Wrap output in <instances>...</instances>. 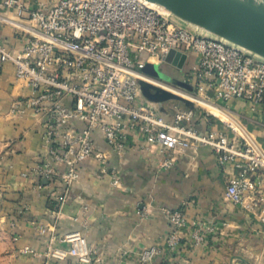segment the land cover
<instances>
[{"label": "built area", "instance_id": "built-area-1", "mask_svg": "<svg viewBox=\"0 0 264 264\" xmlns=\"http://www.w3.org/2000/svg\"><path fill=\"white\" fill-rule=\"evenodd\" d=\"M29 3L0 0V21L14 10L16 25L25 33L17 52L0 38V69L12 62L16 78L32 91L11 112L29 111L43 127L45 149L30 174L38 185L43 179L59 181L60 207L79 182L80 166L85 162L96 163L111 177L113 186L119 185V170L109 167L111 152L123 155L131 146L139 150L156 146L167 155L163 167H170L177 154L192 147L211 148L221 162L239 168V175L228 182L227 199L236 206L250 207V176L264 167L260 147L247 135L197 129L194 109L177 104L162 107L143 93L142 83L180 91L196 107L225 111L228 102L236 99L255 109L264 102L263 58L224 38H211L204 29L147 0H57L35 7ZM171 51L186 56L182 68L164 60ZM148 62L173 66L177 76L165 73L192 89L144 73L141 67ZM97 136L109 150L98 147ZM166 214L171 225L166 249L171 254L180 250L186 235L197 247L215 231L214 226L189 221L180 209ZM12 226H16L14 221ZM56 239L52 236L47 258L74 256L80 264L91 263L82 232L72 231L60 239L68 247L54 245ZM22 252L39 254L27 246ZM162 254V248L151 246L140 252L139 259L146 263Z\"/></svg>", "mask_w": 264, "mask_h": 264}, {"label": "crops", "instance_id": "crops-1", "mask_svg": "<svg viewBox=\"0 0 264 264\" xmlns=\"http://www.w3.org/2000/svg\"><path fill=\"white\" fill-rule=\"evenodd\" d=\"M56 1L30 0L29 4ZM17 19L11 10L0 21V38L16 52L25 36ZM163 67L172 76L178 75L173 66ZM31 92L16 78L14 64L5 63L0 69V213L14 241L6 264H80L74 256L53 260L45 255L52 236L57 238L54 245L68 247L60 239L76 230L87 238L92 258L88 264H264V167L250 176V207L236 206L227 199L226 189L229 180L239 175V168L221 162L211 148L192 147L177 154L170 167H163L167 155L156 146L149 150L131 146L123 155L111 152L109 167L119 170V185L113 186L111 177L96 163L85 162L79 182L60 207L59 181L43 179L38 185L30 174L45 149L43 127L29 111L11 112ZM167 105L175 104L168 100L162 107ZM196 108L197 129L247 135L264 153V102L255 109L236 99L228 102L225 111ZM96 139L100 149H110L100 136ZM173 209L182 210L191 222L215 227L205 244L193 246L186 235L176 254L166 249L171 230L166 211ZM26 246L39 254L23 253ZM151 246L162 248V256L142 263L140 252Z\"/></svg>", "mask_w": 264, "mask_h": 264}, {"label": "water", "instance_id": "water-1", "mask_svg": "<svg viewBox=\"0 0 264 264\" xmlns=\"http://www.w3.org/2000/svg\"><path fill=\"white\" fill-rule=\"evenodd\" d=\"M147 1L162 6L185 22L237 44L264 59V0ZM185 57L184 54L171 51L164 60L182 68ZM155 65L154 62L145 65L149 75L156 74ZM168 77L171 81L192 89L190 85ZM142 90L149 99L158 102L161 106L168 100H187L176 93L146 82L142 83Z\"/></svg>", "mask_w": 264, "mask_h": 264}, {"label": "rangeland", "instance_id": "rangeland-1", "mask_svg": "<svg viewBox=\"0 0 264 264\" xmlns=\"http://www.w3.org/2000/svg\"><path fill=\"white\" fill-rule=\"evenodd\" d=\"M50 1H52V0H50ZM207 34L211 38H217L218 37L215 34H212L210 32H207ZM165 65H166V63L163 64V65L157 63L155 65V70H154V71H157V72H156V74L154 76L156 78L162 80V81L170 82L171 80L168 77L169 75H167L165 73V71L163 70V68H164L163 66H165ZM147 70H148V68L146 66L141 67V71H143L144 73L150 74V73H148ZM172 83H173V81H172ZM179 92H175V93L183 96V94H181ZM173 104H179L180 106H182V108H184L183 103L178 101V100H175V101L173 100ZM170 106L172 107V105H169L168 108H171ZM2 151L3 150H2V148L0 146V156L2 154ZM7 228L8 227L6 225V220L3 217V215H1V213H0V264H6L7 263L6 262L7 261V256L14 249V241H13L11 233L8 232Z\"/></svg>", "mask_w": 264, "mask_h": 264}, {"label": "trees", "instance_id": "trees-1", "mask_svg": "<svg viewBox=\"0 0 264 264\" xmlns=\"http://www.w3.org/2000/svg\"><path fill=\"white\" fill-rule=\"evenodd\" d=\"M178 101H180V102L183 103L184 108H189V109H194V110L197 109V108L195 107L194 103H192V102H190V101H188V100H185V101L178 100ZM13 220H16V219L13 218Z\"/></svg>", "mask_w": 264, "mask_h": 264}, {"label": "bare ground", "instance_id": "bare-ground-1", "mask_svg": "<svg viewBox=\"0 0 264 264\" xmlns=\"http://www.w3.org/2000/svg\"><path fill=\"white\" fill-rule=\"evenodd\" d=\"M154 5L157 6V7H158L159 9H161V10H166L164 7L159 6V5L155 4V3H154Z\"/></svg>", "mask_w": 264, "mask_h": 264}]
</instances>
